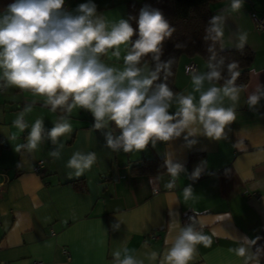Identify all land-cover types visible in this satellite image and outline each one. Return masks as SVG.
I'll return each instance as SVG.
<instances>
[{
    "label": "crops",
    "instance_id": "0c3cea01",
    "mask_svg": "<svg viewBox=\"0 0 264 264\" xmlns=\"http://www.w3.org/2000/svg\"><path fill=\"white\" fill-rule=\"evenodd\" d=\"M10 2L0 0V8ZM85 2L65 0L69 10ZM93 2L99 14L114 21L128 19L127 5L142 0ZM228 3L211 1L212 17ZM262 15L264 0H244L240 12L225 22L226 41L245 30L249 33L245 47L254 53L246 83L249 87L242 94L237 120L225 130L227 139L214 141L200 136L196 144L187 146L181 137L170 143L158 142L155 147L149 144L138 153H117L106 146L103 131H89L94 123L91 114L74 110L70 117L73 132L61 138L64 148L60 159L49 157L54 148L50 141L30 155L17 153L14 147L25 142L30 127L21 133L12 122L25 104L37 101L25 116L29 126L41 118L45 129H51L58 114L42 106V98H34L31 92L16 88L1 91L0 129L8 132H0V264H111L112 251L125 238L129 249L137 253L144 251L146 239L150 249L159 252L172 219L169 212L178 213L182 224V215L189 209L203 222V232L212 237L209 247L198 245L194 264H241L240 258L229 252L237 247L234 239H254L264 230V99L254 109L246 103L257 84L264 86V30L257 29L254 22V17ZM232 49L236 48L226 46L224 50ZM123 55L122 51L118 61L109 52L104 59L122 67ZM191 61L196 69L206 70L203 58L181 56L174 79L176 91L191 90L190 77L184 71ZM113 126L111 123L110 129H115ZM8 135L16 138L10 140ZM241 138L245 151L234 147ZM76 151H94L97 159L84 176L69 178L72 170L66 163ZM166 155L186 169L173 189L165 187L170 179L164 167ZM142 159H159L163 168L138 170L134 165ZM39 160L43 161L42 175L33 170ZM198 165L204 168L203 173L190 180ZM157 175L159 179L150 184L149 179ZM188 185L194 193L185 201L183 188ZM116 223L119 230L113 231Z\"/></svg>",
    "mask_w": 264,
    "mask_h": 264
},
{
    "label": "clouds",
    "instance_id": "9594fccd",
    "mask_svg": "<svg viewBox=\"0 0 264 264\" xmlns=\"http://www.w3.org/2000/svg\"><path fill=\"white\" fill-rule=\"evenodd\" d=\"M243 3L229 0L210 19L204 36L210 42L206 70L186 67L191 90L174 91L169 81L176 61H162L161 56L164 42L176 29L160 10L145 6L138 19L113 21L97 12L93 0L72 10L65 8V0H11L0 8V91L16 88L31 92L34 98H42V106L58 114L51 129H45L41 118L29 126L25 116L37 101L25 104L12 123L21 133L30 130L25 142L15 145V152L30 155L50 141L54 148L49 157L60 159L64 148L61 138L73 132L70 117L74 110L90 113L94 123L89 131H103L106 146L117 153H138L149 144L155 147L158 142L170 143L181 137L187 146L196 144L200 136L214 141L227 139L225 130L237 120V108L249 84H237L239 62H226L219 52L233 46L243 53L248 44L245 30L225 39L226 19L240 12ZM131 19L136 20V29ZM122 51V67L105 61L109 52L119 61ZM262 99L264 86L257 84L246 103L254 109ZM113 122L115 129H110ZM0 132L7 134L8 129ZM234 147L246 150L242 138ZM96 159L94 151L74 152L66 163L72 170L69 178L84 176ZM164 167L170 177L165 187L173 189L186 169L170 155L165 156ZM203 171L198 165L189 179L197 180ZM158 179L159 175L151 177L149 183ZM193 193L191 185L184 187V200L192 199ZM169 215L172 219L162 251L151 250L146 239L144 251L137 253L129 249L125 238L112 251L111 264H194L198 245L209 247L212 237L203 232V222L192 217L182 225L178 213L170 211ZM119 227V223L113 224L112 230ZM259 240V236L234 239L237 247L229 252L240 258L241 264H262L264 246L258 245Z\"/></svg>",
    "mask_w": 264,
    "mask_h": 264
},
{
    "label": "trees",
    "instance_id": "16d2710c",
    "mask_svg": "<svg viewBox=\"0 0 264 264\" xmlns=\"http://www.w3.org/2000/svg\"><path fill=\"white\" fill-rule=\"evenodd\" d=\"M216 0H142L141 3H129L128 19L135 17L138 19L140 10L148 6L153 9H158L162 12L169 24L176 29L173 36L166 40L163 45L162 61H167L169 58H174L176 64L173 66L174 75L170 78V86L176 91L174 84L175 72L181 56L193 58L199 56L205 60L209 55L207 48L208 41H205V29L212 18L209 9V3ZM130 23L133 28H137L136 20L131 19ZM136 36L133 37V40ZM181 44L183 47L177 48L176 45ZM220 55L226 57V62L235 60L240 64L241 74L237 80V84H246L249 78L250 66L254 57L253 51L249 48H244L243 53L237 49L222 50ZM154 66V65H153ZM114 124V122H113ZM115 128V125L113 126ZM159 159H142L140 163L134 165L136 169L146 172L149 168L158 166L157 169H162L163 164ZM134 167V168H135ZM133 168V169H134ZM257 236L260 240L258 245L264 246V230ZM264 264V261H262Z\"/></svg>",
    "mask_w": 264,
    "mask_h": 264
},
{
    "label": "built area",
    "instance_id": "2783aa9c",
    "mask_svg": "<svg viewBox=\"0 0 264 264\" xmlns=\"http://www.w3.org/2000/svg\"><path fill=\"white\" fill-rule=\"evenodd\" d=\"M65 8H67L66 4H65ZM254 22H255V26L257 29L264 30V15L259 16V17H254ZM188 66H192V67L196 68L195 63L191 61L184 67V71H185L186 67H188ZM42 168H43V161L39 160L34 165L33 170L37 174L42 175ZM0 185H2V186H0V196H1V194L3 192V182H1ZM257 198H260V197L257 196ZM192 217L198 221L197 213L194 210H192V209L186 210L182 215V225L188 224L190 222V218H192ZM65 253L67 254V258L69 259L68 253L66 251H65ZM33 264H41V262L35 261V262H33Z\"/></svg>",
    "mask_w": 264,
    "mask_h": 264
}]
</instances>
